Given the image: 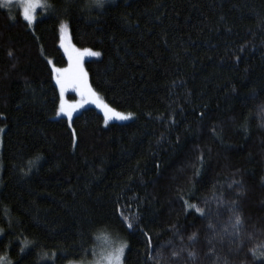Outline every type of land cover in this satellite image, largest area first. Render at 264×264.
I'll use <instances>...</instances> for the list:
<instances>
[{
	"label": "trees",
	"instance_id": "obj_1",
	"mask_svg": "<svg viewBox=\"0 0 264 264\" xmlns=\"http://www.w3.org/2000/svg\"><path fill=\"white\" fill-rule=\"evenodd\" d=\"M47 2L32 26L0 6V258L84 261L104 232L124 264H264V0ZM62 22L101 53L92 88L133 120L54 117Z\"/></svg>",
	"mask_w": 264,
	"mask_h": 264
},
{
	"label": "snow or ice",
	"instance_id": "obj_2",
	"mask_svg": "<svg viewBox=\"0 0 264 264\" xmlns=\"http://www.w3.org/2000/svg\"><path fill=\"white\" fill-rule=\"evenodd\" d=\"M4 6L7 7V4H5ZM45 6L46 5L40 3L39 0H28V2L24 5L23 8V14H22L23 19L27 21L29 25L34 24L35 23L34 10L37 7L43 8ZM87 6L102 8L104 6V0H92V2ZM63 27L65 26H62V29ZM61 47H64L65 52L68 56L69 66L67 68L53 67L52 69L56 84L59 86L60 89V97H61L57 115L62 114L66 116L69 121V127H71L73 112L76 110V108L82 106L85 103L91 102L96 104L97 107H100L104 111L105 124H107L108 120L112 119L113 117L117 119H128L129 116H125L120 113H117L113 109L109 108L107 104H104L102 99L99 96H97V94L91 89V87L88 84V74L82 66V58L85 55L99 57L101 53L93 52L88 49H85L83 51H80L78 49H69V47L65 46L63 43L61 44ZM8 55L11 56L12 53L9 52ZM49 63H51V61H49ZM69 88H71L73 91H76L80 95L81 101L79 105L68 104L64 100V94ZM72 135L73 137H75L74 129L72 131ZM184 203L186 208L190 210H195L201 216L204 214L203 209L197 207V205L190 204L188 203V201H185ZM125 220H127V217H125ZM241 223H242L241 217L237 214L235 217V224L233 225V227L238 228L241 225ZM128 227L129 228L132 227L131 223L128 224ZM209 227H211V225H209ZM188 239L190 241H195L196 234L193 233L191 236L188 237ZM147 242L149 244V247H151V237L148 238ZM126 248H127L126 243H121L119 246L114 247L112 251L109 252L106 257H104V259L107 261V264H123V255ZM21 251H23V249H21ZM252 251H253V255L256 256V251L255 250ZM179 255L180 254L178 252L173 251L172 258L176 259L179 257ZM260 255L264 256V252H261ZM188 258L195 260L196 258L195 252L189 251ZM149 259H153V257L149 256ZM2 260L3 258H0V261Z\"/></svg>",
	"mask_w": 264,
	"mask_h": 264
},
{
	"label": "rangeland",
	"instance_id": "obj_3",
	"mask_svg": "<svg viewBox=\"0 0 264 264\" xmlns=\"http://www.w3.org/2000/svg\"><path fill=\"white\" fill-rule=\"evenodd\" d=\"M85 2H87L88 4H90L92 2V0H84ZM116 0H104V4L106 3H111V2H115ZM28 2V0H0V6L5 8L6 10L12 12L14 10H18V12L20 13V15L22 16L23 14V8L24 5ZM40 3L46 5L45 7L41 8V7H37L34 10V15H35V21L42 17L47 15L50 12V5L47 2V0H39ZM7 4V7H5L4 5ZM23 17V16H22ZM33 25V24H32ZM30 25V26H32ZM62 26L63 27L62 29ZM64 44L65 46L69 47V49H78L80 51H83L85 49L88 48H76L73 46L72 42H71V38L69 35V31H68V27L67 24L65 22H62L59 26V40H58V46L61 49V52L63 53V56L65 57L66 63L63 66H57L55 65L52 61H51V69H53V67L56 68H67L69 66V60H68V56L65 52L64 47H61V44ZM91 50L93 52H97L95 50L92 49H88ZM96 56H90V55H85L82 58V66L85 70V66H84V62L87 59H91V58H95ZM86 71V70H85ZM52 77H53V82L57 88V92H58V108H59V104H60V89L59 86L56 84L55 78H54V74L52 71ZM88 84L91 87V89L97 94V96H99L104 104H107L109 108L113 109L115 112L120 113L122 115L125 116H129L128 119H117L115 117H113L112 119H109L107 123L109 122H128L130 120H133L136 117V113L132 112V111H123V110H119L116 108L111 107L91 86L89 79H88ZM64 100L68 103V104H78L81 101V97L80 95L76 92L73 91L71 88H69L65 94H64ZM87 107H93L95 108L97 111H99L102 115H103V119H104V123H105V117H104V111L100 108L97 107L96 104L94 103H85L82 106H79L76 108V110L73 112V116L77 113H79L80 111H82L83 109L87 108ZM58 108L56 110V113L54 115V117L59 118V117H64L67 119L68 118L64 115H57L58 112ZM130 114V115H129ZM72 116V118H73ZM260 117L262 118V120L264 121V109L260 112ZM69 122V121H68ZM1 151H2V139H1V133H0V186H1V182H2V160H1ZM225 218H227L226 221H230V215L226 216ZM211 220V219H210ZM226 232V229H225ZM0 235H1V230H0ZM225 238L228 240L229 236L228 233H226ZM121 243H125L123 240L119 239L118 237H114L113 235L101 232L98 235H96L95 237V247L92 251V255L90 258L85 259L84 261H76V262H69L68 264H107V261L104 259V257L107 256V254L109 252L112 251V249L116 246H119ZM27 243H23V249H25L27 246ZM126 250V249H125ZM125 254V251H124ZM0 264H10L7 263L6 260L3 258L2 261H0ZM123 264H124V255H123Z\"/></svg>",
	"mask_w": 264,
	"mask_h": 264
}]
</instances>
